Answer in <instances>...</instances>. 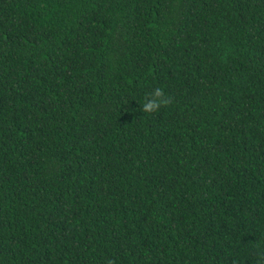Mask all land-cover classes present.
<instances>
[{"label":"trees","instance_id":"16d2710c","mask_svg":"<svg viewBox=\"0 0 264 264\" xmlns=\"http://www.w3.org/2000/svg\"><path fill=\"white\" fill-rule=\"evenodd\" d=\"M109 260L264 264V0H0V264Z\"/></svg>","mask_w":264,"mask_h":264},{"label":"clouds","instance_id":"9594fccd","mask_svg":"<svg viewBox=\"0 0 264 264\" xmlns=\"http://www.w3.org/2000/svg\"><path fill=\"white\" fill-rule=\"evenodd\" d=\"M149 96L151 97V100L149 101L148 98H146V101L144 103L143 111L145 113H153L158 111L162 106L168 105L171 100L170 97L166 96L165 92L161 88L154 89ZM108 264H114V261L109 260Z\"/></svg>","mask_w":264,"mask_h":264}]
</instances>
